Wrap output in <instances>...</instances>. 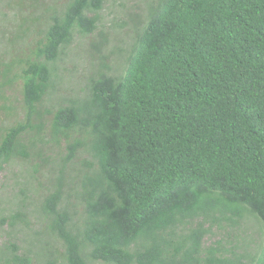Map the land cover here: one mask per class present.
Listing matches in <instances>:
<instances>
[{"label": "trees", "instance_id": "16d2710c", "mask_svg": "<svg viewBox=\"0 0 264 264\" xmlns=\"http://www.w3.org/2000/svg\"><path fill=\"white\" fill-rule=\"evenodd\" d=\"M146 6L125 69L100 56L84 93L52 109L38 107L52 63L97 28L103 0L48 8L29 52L0 62V107L19 82L22 109L1 128L0 170L19 159L48 179L31 234L23 210L0 213V264H264V0ZM250 218L254 253L205 242Z\"/></svg>", "mask_w": 264, "mask_h": 264}, {"label": "rangeland", "instance_id": "374dc122", "mask_svg": "<svg viewBox=\"0 0 264 264\" xmlns=\"http://www.w3.org/2000/svg\"><path fill=\"white\" fill-rule=\"evenodd\" d=\"M147 1L149 5L153 0H103L97 28L87 35L75 33L71 43L52 63L55 69V91L45 96L38 107L42 110L46 107L52 109L57 102L64 103L68 99L80 97L84 93L87 78L98 67L100 56L107 65L108 73L122 72L134 30L136 27L141 28L146 20ZM64 2L65 0H0V62L28 53L46 26L47 9H59ZM4 95L9 96L10 102L7 104L11 103L13 109L8 112L0 107V132L4 125L22 117L19 82L7 87ZM52 150L55 152V148ZM47 185L46 169L35 173L30 162L11 160L0 170V213L6 216L16 208L23 210L31 221V234L39 226L34 209ZM22 198L24 202L21 201ZM7 231L8 225L3 224L0 227V245L8 240ZM24 232V228H20L15 233V241L21 246L24 245ZM221 238L226 247H229L230 241L235 246L236 253H243L245 249L252 254L263 238V230L256 220L250 218L235 229H213L205 242ZM26 241L29 244L30 237Z\"/></svg>", "mask_w": 264, "mask_h": 264}]
</instances>
